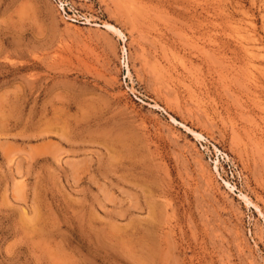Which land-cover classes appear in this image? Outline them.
<instances>
[{
  "label": "rangeland",
  "instance_id": "374dc122",
  "mask_svg": "<svg viewBox=\"0 0 264 264\" xmlns=\"http://www.w3.org/2000/svg\"><path fill=\"white\" fill-rule=\"evenodd\" d=\"M0 264H264V0H0Z\"/></svg>",
  "mask_w": 264,
  "mask_h": 264
},
{
  "label": "bare ground",
  "instance_id": "6f19581e",
  "mask_svg": "<svg viewBox=\"0 0 264 264\" xmlns=\"http://www.w3.org/2000/svg\"><path fill=\"white\" fill-rule=\"evenodd\" d=\"M104 27H106L107 29H109V30H112L113 32H115L116 34H118V35H121L122 33H121V31L119 30V29H117V28H115L114 26H112L111 24H109V23H104ZM196 134V133H195ZM198 135V134H197Z\"/></svg>",
  "mask_w": 264,
  "mask_h": 264
},
{
  "label": "built area",
  "instance_id": "2783aa9c",
  "mask_svg": "<svg viewBox=\"0 0 264 264\" xmlns=\"http://www.w3.org/2000/svg\"><path fill=\"white\" fill-rule=\"evenodd\" d=\"M55 1V0H54ZM57 2L60 1V0H56Z\"/></svg>",
  "mask_w": 264,
  "mask_h": 264
}]
</instances>
